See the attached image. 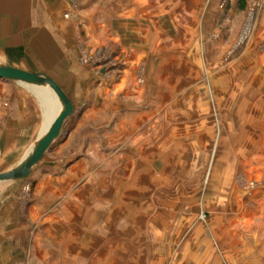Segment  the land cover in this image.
<instances>
[{
  "label": "rangeland",
  "instance_id": "rangeland-1",
  "mask_svg": "<svg viewBox=\"0 0 264 264\" xmlns=\"http://www.w3.org/2000/svg\"><path fill=\"white\" fill-rule=\"evenodd\" d=\"M71 1L98 89L71 96L79 110L27 178L0 181V264H264V177L242 157L224 170L235 137L264 128L248 121L264 112V0ZM23 84L60 111L48 84ZM73 166L71 190H39ZM87 187L95 213L71 218L62 205Z\"/></svg>",
  "mask_w": 264,
  "mask_h": 264
},
{
  "label": "crops",
  "instance_id": "crops-1",
  "mask_svg": "<svg viewBox=\"0 0 264 264\" xmlns=\"http://www.w3.org/2000/svg\"><path fill=\"white\" fill-rule=\"evenodd\" d=\"M73 13L71 0H0V65L51 77L68 94L74 109L78 111L79 101H74L71 96L76 94L86 99L96 94L98 87L95 86L93 70H87L88 66H82L79 62V23ZM94 40L96 41L95 36ZM261 40L264 44V38ZM38 94L40 96L24 86L23 82L0 78V170L17 166L18 159L22 158L37 140L44 120H47L44 128L46 129L57 114H45L41 100L47 102L48 99L42 97L40 92ZM256 120H260L264 126V112L257 118H254L253 114L251 117L249 115L248 121L255 124ZM68 132L69 140L73 134ZM260 132L262 135L258 138H251L249 135L247 147L244 146L245 140L237 137V141L235 137L236 141L234 140L231 146V167L224 170H241L242 157L246 161L247 170H254V175L257 174L258 178L262 175L264 177V128L259 130ZM75 165L79 168L81 164L78 162ZM75 168L73 166L68 169L71 176L66 177L67 181L51 179L43 187L40 186L39 190L45 187V190H51L50 193L56 197L62 195L63 191L71 190L78 172ZM63 175L68 173L61 172V176ZM88 186L90 187V183ZM91 192L88 188V197L81 202L77 198H71L62 205L71 206V218L77 216L76 209L80 206L86 208L84 211H87V215L95 213L92 210L95 204ZM259 195L260 204L253 220L257 234L261 228L264 231V227L258 223L264 224V190ZM49 201L50 199L42 197L33 207L34 216L41 213ZM5 209L7 206H4L2 211ZM65 210L67 211L68 207ZM14 213L16 214L15 211ZM65 219L62 215L54 221L58 224L63 223ZM44 221H47V218H44ZM87 222L90 220L87 219Z\"/></svg>",
  "mask_w": 264,
  "mask_h": 264
},
{
  "label": "water",
  "instance_id": "water-1",
  "mask_svg": "<svg viewBox=\"0 0 264 264\" xmlns=\"http://www.w3.org/2000/svg\"><path fill=\"white\" fill-rule=\"evenodd\" d=\"M0 78L33 85L48 84L59 101L63 104L60 111L54 116L53 120L44 130L30 155L24 158L16 168L6 173H0V181L8 179H23L31 174L33 167L42 160L54 140L59 137L65 121L74 112V105L61 86L47 75L26 71L12 66L0 65Z\"/></svg>",
  "mask_w": 264,
  "mask_h": 264
},
{
  "label": "trees",
  "instance_id": "trees-1",
  "mask_svg": "<svg viewBox=\"0 0 264 264\" xmlns=\"http://www.w3.org/2000/svg\"><path fill=\"white\" fill-rule=\"evenodd\" d=\"M239 5L241 9H244L246 5V0H239Z\"/></svg>",
  "mask_w": 264,
  "mask_h": 264
},
{
  "label": "bare ground",
  "instance_id": "bare-ground-1",
  "mask_svg": "<svg viewBox=\"0 0 264 264\" xmlns=\"http://www.w3.org/2000/svg\"><path fill=\"white\" fill-rule=\"evenodd\" d=\"M29 155H30V153H29L27 156H29ZM27 156H26V157H27ZM26 157H25V158H26Z\"/></svg>",
  "mask_w": 264,
  "mask_h": 264
}]
</instances>
